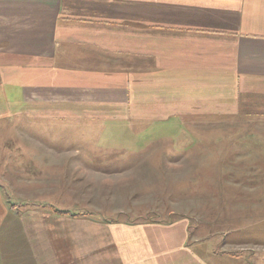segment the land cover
Returning <instances> with one entry per match:
<instances>
[{
    "label": "crops",
    "instance_id": "crops-1",
    "mask_svg": "<svg viewBox=\"0 0 264 264\" xmlns=\"http://www.w3.org/2000/svg\"><path fill=\"white\" fill-rule=\"evenodd\" d=\"M0 83L11 105L92 125L226 120L264 98V0H0ZM0 219V264L227 256L188 242L179 220L99 222L97 248L83 249L18 235L1 207Z\"/></svg>",
    "mask_w": 264,
    "mask_h": 264
},
{
    "label": "rangeland",
    "instance_id": "rangeland-1",
    "mask_svg": "<svg viewBox=\"0 0 264 264\" xmlns=\"http://www.w3.org/2000/svg\"><path fill=\"white\" fill-rule=\"evenodd\" d=\"M2 88L0 207L18 235L89 249L107 219L179 220L219 263L264 264V98L221 121L92 125L11 105Z\"/></svg>",
    "mask_w": 264,
    "mask_h": 264
},
{
    "label": "trees",
    "instance_id": "trees-1",
    "mask_svg": "<svg viewBox=\"0 0 264 264\" xmlns=\"http://www.w3.org/2000/svg\"><path fill=\"white\" fill-rule=\"evenodd\" d=\"M12 209V208H10ZM54 211L56 212H59V213H63V214H67V211L65 210H60V209H54ZM150 221H156V220H153V219H148L147 217H143V218H137V219H121L119 217L117 218H114L113 220H110V219H107L105 220V222L107 223H111V222H125V223H133V222H150ZM159 221V220H158Z\"/></svg>",
    "mask_w": 264,
    "mask_h": 264
}]
</instances>
